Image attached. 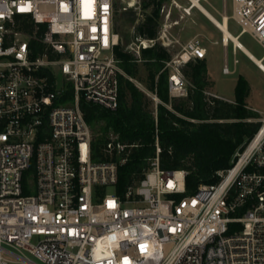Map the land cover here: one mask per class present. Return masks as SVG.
Listing matches in <instances>:
<instances>
[{"label":"built area","instance_id":"built-area-1","mask_svg":"<svg viewBox=\"0 0 264 264\" xmlns=\"http://www.w3.org/2000/svg\"><path fill=\"white\" fill-rule=\"evenodd\" d=\"M116 1L0 0V264H264V119L193 193L186 170L160 166L158 140L124 197L126 156L92 157L80 100L119 105ZM234 2L237 34L264 48V0ZM168 32L165 22L155 38L137 33L126 50L141 62L142 48L173 43ZM207 52L192 37L165 61L171 96L187 94L181 66ZM116 138L107 150L125 153L132 144Z\"/></svg>","mask_w":264,"mask_h":264},{"label":"trees","instance_id":"trees-1","mask_svg":"<svg viewBox=\"0 0 264 264\" xmlns=\"http://www.w3.org/2000/svg\"><path fill=\"white\" fill-rule=\"evenodd\" d=\"M140 1L143 16L136 25L137 32L155 38L165 0ZM34 43L37 48L33 55H41L43 44ZM114 54L123 70L119 74V105L107 109L81 99L80 108L92 130V157L106 160L126 156L119 165L115 188L122 197L144 176L156 156V140L160 166L186 170L187 193H193L200 184L217 181V171L231 166L235 153L244 149L262 124L260 112L248 104L250 84L244 75L238 76L234 99H226L208 89L211 81L206 58L191 59L181 66L187 94L174 97L169 91V71L164 68L165 61L172 57L170 51L160 43L144 47L146 87L159 98L152 106V97L132 80L139 72L136 57L121 44L115 46ZM66 96H71L69 91L63 100ZM112 135L132 145L125 153L111 154L107 143Z\"/></svg>","mask_w":264,"mask_h":264},{"label":"rangeland","instance_id":"rangeland-1","mask_svg":"<svg viewBox=\"0 0 264 264\" xmlns=\"http://www.w3.org/2000/svg\"><path fill=\"white\" fill-rule=\"evenodd\" d=\"M202 3L221 19L223 13L229 15V26L233 33L240 30V25L235 18L234 0H201ZM135 2V3H134ZM140 0H117L116 1V25L121 36L120 44L127 49L138 33L136 25L142 19V8ZM165 11L162 14L161 23H169L168 35L173 43L167 48L172 57L177 55L182 45L192 37H198L207 47L205 57L208 65V77L211 86L208 88L214 94L224 97L235 96V86L239 75H244L250 84V93L247 97L248 104L257 109L264 119V73L243 52L237 50L234 43L230 41L224 44L222 33L198 8L189 10L187 7L190 0H165ZM186 8V10H185ZM127 11V13H125ZM133 11V14L129 13ZM169 13V16H166ZM130 17L133 21H130ZM161 29V24H160ZM159 29V30H160ZM242 42L257 56L261 57L264 48L252 37L249 32L241 36ZM161 44V43H160ZM163 45V44H161ZM237 50V51H236ZM264 61V60H263ZM137 77L132 80L142 89L148 92L154 100V94L147 89V70L141 62ZM228 65V73L223 72L224 66ZM187 83V81H186ZM113 187H109L112 191Z\"/></svg>","mask_w":264,"mask_h":264},{"label":"bare ground","instance_id":"bare-ground-1","mask_svg":"<svg viewBox=\"0 0 264 264\" xmlns=\"http://www.w3.org/2000/svg\"><path fill=\"white\" fill-rule=\"evenodd\" d=\"M202 13L215 25L222 33V41L228 44L230 41L234 43L237 50L243 52L249 59H251L258 68L264 73V59L257 57L240 39L243 34H235L231 31L229 26V15L223 13L221 19L218 18L212 11H210L200 0H192ZM135 3V2H134ZM169 24V23H168Z\"/></svg>","mask_w":264,"mask_h":264},{"label":"crops","instance_id":"crops-1","mask_svg":"<svg viewBox=\"0 0 264 264\" xmlns=\"http://www.w3.org/2000/svg\"><path fill=\"white\" fill-rule=\"evenodd\" d=\"M201 1V0H200ZM202 2V1H201ZM194 7H196V8H198L197 7V5H195V3L192 1V0H190V4H189V6L187 7L189 10H191L192 8H194ZM199 9V8H198ZM200 10V9H199ZM204 14V13H203ZM205 15V14H204ZM206 16V15H205ZM237 34V33H236ZM237 51V50H236ZM251 60V59H250ZM224 72V71H223ZM230 72V71H229ZM224 73H228V72H224ZM220 96H222V95H220ZM222 97H224V96H222ZM224 98H226V99H232V97H229V98H227V97H224Z\"/></svg>","mask_w":264,"mask_h":264}]
</instances>
